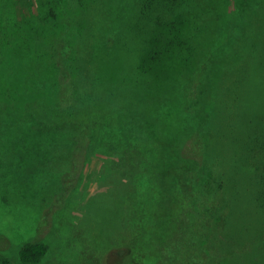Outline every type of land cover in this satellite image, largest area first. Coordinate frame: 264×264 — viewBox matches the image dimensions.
<instances>
[{"label": "rangeland", "instance_id": "1", "mask_svg": "<svg viewBox=\"0 0 264 264\" xmlns=\"http://www.w3.org/2000/svg\"><path fill=\"white\" fill-rule=\"evenodd\" d=\"M262 35L264 0H0V264H24L18 253L26 243L46 248L36 264H170L166 251L173 264L191 256L264 264L263 42L232 55ZM181 42L216 87L200 128L183 142L164 134L163 110L140 98L137 84L139 69L154 68L150 54L170 59ZM91 80L113 87L127 110L135 97L133 109L145 129L161 133L170 158L197 175L203 166L204 179L222 185L211 200L201 199L207 214L185 197L179 215L162 213L174 223L183 219V229L145 222L151 203L141 209L129 201L137 171H126L114 151L118 129L100 132L101 143L88 147L91 133L80 119L49 149L28 146L25 128L50 123L57 85L59 99L75 106L69 92L87 91ZM174 112L169 104L163 114ZM133 146L152 159L149 145Z\"/></svg>", "mask_w": 264, "mask_h": 264}, {"label": "trees", "instance_id": "2", "mask_svg": "<svg viewBox=\"0 0 264 264\" xmlns=\"http://www.w3.org/2000/svg\"><path fill=\"white\" fill-rule=\"evenodd\" d=\"M253 41H261L264 45V35L257 37L256 40L249 39L248 41H243L242 46L232 55H242L247 42ZM185 45L181 42L178 46V50L180 51L170 59L159 58L157 55L152 57V54H150L148 60L154 63V68L148 71L140 69L137 71L139 74L137 84L141 88L139 93L140 98L146 99L159 109L160 112L161 110L164 112L166 106L169 104H172L173 108L176 109L172 117L161 112L159 115L161 116L160 124L163 125L162 130L166 132L164 134L170 137H176V140L181 142L193 137L196 131H198L201 122L205 119V108L211 107L209 104L216 90L214 82L211 81L209 75L210 70L205 69L199 75L198 73L205 67L199 65V60H192L191 55L187 53L188 50L185 49ZM65 66L63 69L67 68ZM51 69L52 72L57 71L59 73L55 64L51 66ZM193 74L194 76L198 75L200 79L196 81L192 77ZM213 80L216 79L213 78ZM105 85V82L99 84L91 80L85 85L87 91L80 94L79 91L71 90L69 92L71 99L74 101L78 99L75 106L72 105L73 103L63 102L59 99L58 96L61 90L58 88L60 85H57V89L51 95L50 123L49 120L47 122L36 121L32 125L33 127L27 126L25 128L28 130V134L31 132V139L28 146L41 150L49 149V146L55 145L56 134L62 130H66V128L75 127L76 122L80 119L82 120V124H85L91 133L88 147L91 145L97 147L101 143L97 137L100 132L118 129V134L115 135L117 138L115 141L117 147L114 148V151L119 152L118 157L123 163L122 166L125 165L126 171L130 172L133 169L137 171L133 175H136V177H132L133 186H136L138 189L136 196L130 197L129 201H132L134 206L137 205L141 209H145L148 202L151 203L150 212L146 214L145 222H152L155 218L154 220L158 221L159 225L162 221L163 225L172 224L176 225L175 227L177 228L180 225L181 229L184 223L183 219L179 221L178 217L174 223L167 215L163 218L162 213L166 210V212H169V215L171 213L172 217L179 215L178 212L183 211L185 197L193 200V202H198L201 208H196L200 210L201 214H207V210H205L207 201L201 199L208 195L206 199L209 198L211 200L213 198L211 197L213 195L212 193H215L216 190L217 192L221 191L222 185H214L215 183H212L211 179L207 182L204 179L206 174L204 173L205 168L203 166L199 167L204 171H198L197 175L193 166L190 167L187 164H183L181 159L174 161L170 158L172 154L167 151V145L163 146L161 143V141L164 142L161 133L158 131L152 133L145 129L142 115L138 113V110L135 112L133 109L135 106V97L126 102L131 105V111L129 109L127 110L124 105L119 104L125 101L119 95L115 94L113 87H106ZM43 134L46 135L47 140L42 139ZM257 138H263L262 133ZM133 143L137 145H149L152 152V159L148 161L145 156L146 153L139 150L138 147L137 150L133 146ZM259 147H261L260 151L264 152V144ZM153 151L156 154L155 159L153 158ZM172 151L176 155V158L179 157L174 149ZM209 159L211 158H205L202 165H206ZM170 160L171 163L169 164ZM182 160L188 161L187 159ZM195 164L197 162L194 163L193 161V165ZM138 171H141L140 173L142 175H146L149 178L147 179L146 186H141L140 179L142 180L144 177ZM147 171L150 172L151 176L146 173ZM214 186L217 187L216 190L212 189ZM205 187L210 189L209 194H206ZM160 190L164 192V195L158 194ZM154 196H158L159 198L154 200ZM123 220L125 221V219ZM128 220L129 218L126 220V223H128ZM218 235L219 232L215 242L220 244ZM140 245L145 247L143 244ZM45 252L46 248L42 244L26 243L20 248L18 255L22 263L36 264L45 255ZM156 253L157 256L153 259L155 262L159 260V254L158 252ZM171 253L166 251L165 254H167V261L173 264V261L176 260H173L174 255ZM219 257V253L215 254L210 262L217 260ZM208 258L210 259L211 255ZM162 260L165 263L164 258ZM180 262L181 264H209V262H206V259L198 258L194 260L192 256ZM213 264H223V262H214Z\"/></svg>", "mask_w": 264, "mask_h": 264}]
</instances>
